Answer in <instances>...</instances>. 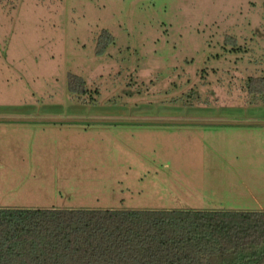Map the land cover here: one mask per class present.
<instances>
[{
  "label": "rangeland",
  "instance_id": "374dc122",
  "mask_svg": "<svg viewBox=\"0 0 264 264\" xmlns=\"http://www.w3.org/2000/svg\"><path fill=\"white\" fill-rule=\"evenodd\" d=\"M263 75L264 0H0V208L261 211Z\"/></svg>",
  "mask_w": 264,
  "mask_h": 264
},
{
  "label": "trees",
  "instance_id": "16d2710c",
  "mask_svg": "<svg viewBox=\"0 0 264 264\" xmlns=\"http://www.w3.org/2000/svg\"><path fill=\"white\" fill-rule=\"evenodd\" d=\"M113 43L103 30L96 53ZM246 89L264 103V75ZM0 264H264V210L0 208Z\"/></svg>",
  "mask_w": 264,
  "mask_h": 264
},
{
  "label": "crops",
  "instance_id": "0c3cea01",
  "mask_svg": "<svg viewBox=\"0 0 264 264\" xmlns=\"http://www.w3.org/2000/svg\"><path fill=\"white\" fill-rule=\"evenodd\" d=\"M17 208V207H16ZM21 208V207H20ZM50 209V208H57V207H49V208H47V207H42V208H39V207H35V206H30V207H24V209ZM60 209V208H59ZM101 209V208H100ZM103 209H119V208H113V207H111V208H103ZM121 209V208H120ZM123 209H133V208H123ZM261 210H264V207L263 208H261Z\"/></svg>",
  "mask_w": 264,
  "mask_h": 264
}]
</instances>
